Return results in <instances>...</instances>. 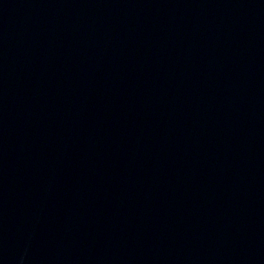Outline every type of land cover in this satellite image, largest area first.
Returning a JSON list of instances; mask_svg holds the SVG:
<instances>
[{
  "label": "water",
  "instance_id": "water-1",
  "mask_svg": "<svg viewBox=\"0 0 264 264\" xmlns=\"http://www.w3.org/2000/svg\"><path fill=\"white\" fill-rule=\"evenodd\" d=\"M0 264H264V0H0Z\"/></svg>",
  "mask_w": 264,
  "mask_h": 264
}]
</instances>
